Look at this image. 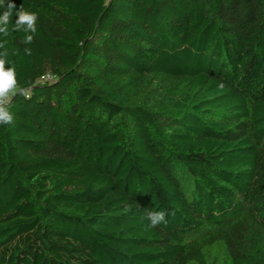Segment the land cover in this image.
<instances>
[{
	"label": "trees",
	"instance_id": "16d2710c",
	"mask_svg": "<svg viewBox=\"0 0 264 264\" xmlns=\"http://www.w3.org/2000/svg\"><path fill=\"white\" fill-rule=\"evenodd\" d=\"M11 2L0 264H264V0Z\"/></svg>",
	"mask_w": 264,
	"mask_h": 264
},
{
	"label": "clouds",
	"instance_id": "9594fccd",
	"mask_svg": "<svg viewBox=\"0 0 264 264\" xmlns=\"http://www.w3.org/2000/svg\"><path fill=\"white\" fill-rule=\"evenodd\" d=\"M0 7L5 10L0 13V34L7 36L8 25L11 22V17L13 15V10H15V31H25L30 33L36 32V25L38 16L34 12L25 11L23 5L19 9L16 5L11 2V0H0ZM33 35H27L22 43L27 45L33 42ZM4 48V43L0 42V49ZM25 52L31 55L32 50L30 48H25ZM6 52H0V126H7L13 123L14 116L10 111L11 102L14 96L17 94L25 95L27 97L26 89H19L18 82L16 79V72L13 67L6 68ZM220 87H223L221 84ZM128 210V209H126ZM168 212L166 210L161 211H146L145 219L149 221L147 227L155 228L162 223H167L166 216Z\"/></svg>",
	"mask_w": 264,
	"mask_h": 264
},
{
	"label": "built area",
	"instance_id": "2783aa9c",
	"mask_svg": "<svg viewBox=\"0 0 264 264\" xmlns=\"http://www.w3.org/2000/svg\"><path fill=\"white\" fill-rule=\"evenodd\" d=\"M42 80H51V77L47 76V77L43 78Z\"/></svg>",
	"mask_w": 264,
	"mask_h": 264
}]
</instances>
